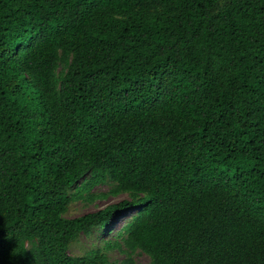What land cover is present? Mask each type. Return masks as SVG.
Returning <instances> with one entry per match:
<instances>
[{
	"label": "trees",
	"instance_id": "1",
	"mask_svg": "<svg viewBox=\"0 0 264 264\" xmlns=\"http://www.w3.org/2000/svg\"><path fill=\"white\" fill-rule=\"evenodd\" d=\"M138 254L264 264V0H0V264Z\"/></svg>",
	"mask_w": 264,
	"mask_h": 264
},
{
	"label": "rangeland",
	"instance_id": "2",
	"mask_svg": "<svg viewBox=\"0 0 264 264\" xmlns=\"http://www.w3.org/2000/svg\"><path fill=\"white\" fill-rule=\"evenodd\" d=\"M111 184H102L98 185L95 189V192L99 194L98 198L94 201H78L72 204L69 212L66 214L68 218H77L83 216L88 213L96 212L101 209H105L106 207L119 203L120 201L127 199L128 196L126 194H122L119 196H115L109 194ZM130 220V216H126L124 218L118 219L114 225L113 229H119L123 224ZM104 237L101 233H97L94 237H89L86 235H82L80 241L74 244L70 249L71 255H81L85 250V247H89L93 240H97L100 244L101 238ZM124 258V255L119 251L111 253L112 262L116 260H121ZM137 264H147L149 262V257L146 254H138L135 257Z\"/></svg>",
	"mask_w": 264,
	"mask_h": 264
}]
</instances>
